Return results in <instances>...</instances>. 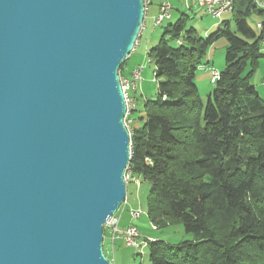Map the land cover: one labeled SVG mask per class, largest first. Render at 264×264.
<instances>
[{
    "label": "water",
    "instance_id": "obj_1",
    "mask_svg": "<svg viewBox=\"0 0 264 264\" xmlns=\"http://www.w3.org/2000/svg\"><path fill=\"white\" fill-rule=\"evenodd\" d=\"M143 0H0V264H111L126 199L119 68Z\"/></svg>",
    "mask_w": 264,
    "mask_h": 264
},
{
    "label": "trees",
    "instance_id": "obj_2",
    "mask_svg": "<svg viewBox=\"0 0 264 264\" xmlns=\"http://www.w3.org/2000/svg\"><path fill=\"white\" fill-rule=\"evenodd\" d=\"M232 1V26L226 20L203 38L188 17L172 24L170 16L147 54L157 94L141 117L130 114L127 171L149 186L154 230L180 224L195 236L172 245L145 239L149 264H264V101L250 81L262 57L264 10L256 0ZM220 40L225 66L203 105L195 72Z\"/></svg>",
    "mask_w": 264,
    "mask_h": 264
},
{
    "label": "rangeland",
    "instance_id": "obj_3",
    "mask_svg": "<svg viewBox=\"0 0 264 264\" xmlns=\"http://www.w3.org/2000/svg\"><path fill=\"white\" fill-rule=\"evenodd\" d=\"M168 3L172 7L170 23L174 24L178 19L186 16L188 17L187 24L193 27L200 37L205 38L207 35L220 29L222 27L221 23L226 20H229L232 26L230 14L224 15L220 20L213 19L197 6L196 0H168ZM144 20H146V17ZM259 21L260 19L255 15H252L248 19L249 25L256 33H259V30L256 28V23ZM147 23L148 26L142 31L140 41L124 65L128 71L138 66H143L144 68L136 91L129 92L135 102V119H138L142 115L140 111L143 102L155 99L157 94V83L154 81L155 66L152 62H148L149 58L147 54L158 43L163 32V26L169 22H164L162 27H154L153 21ZM224 53L225 43L220 40L214 44L207 55L201 60V66L195 72L194 84L203 105H206L208 97L214 88L211 82L212 72L214 70L220 72L225 66ZM250 81L261 100L264 101V47H262V57L259 59L258 66ZM138 123L136 125H139ZM126 190L125 202L116 213V217L119 218V233H122L126 227L133 226L140 235L138 239L140 242H144L147 237L158 238L170 245L195 240V236L185 233L180 224L159 228L158 230L152 228L151 220L147 215L148 184H142L138 177L129 175L126 181ZM133 213H138V216L134 218L132 216ZM103 235V253L111 264H149L146 247L142 249L128 247L122 235L112 240L111 233L106 229L103 230Z\"/></svg>",
    "mask_w": 264,
    "mask_h": 264
},
{
    "label": "built area",
    "instance_id": "obj_4",
    "mask_svg": "<svg viewBox=\"0 0 264 264\" xmlns=\"http://www.w3.org/2000/svg\"><path fill=\"white\" fill-rule=\"evenodd\" d=\"M258 6L264 10V2L256 0ZM150 3V0H143V5L145 8ZM196 4L201 8L207 15L213 19L220 20L224 15L231 14L233 12V1L232 0H196ZM172 7L168 2H164L159 6L158 14L154 17L153 26L158 27L165 20H168L171 16ZM260 28V26H258ZM261 46L264 47V39L261 42ZM143 66H138L134 68L130 73V78H124L119 75V81L123 92V98L126 106V112L124 115V125L129 132V126L131 124L130 114L135 109L134 99L130 96L129 92L136 91L137 84L141 81V74L143 72ZM219 78V72L214 70L212 72L211 82L214 83ZM264 85V83H263ZM130 134V133H129ZM130 173L125 170L124 180H128ZM134 218L138 216V213H133ZM119 218L116 217V214L104 225V229L111 233L112 240H115L119 235H122L124 241L128 247L135 249H142L145 246L144 242L138 241L140 235L138 231L133 226L126 227L122 233L118 231ZM154 228V227H153Z\"/></svg>",
    "mask_w": 264,
    "mask_h": 264
},
{
    "label": "crops",
    "instance_id": "obj_5",
    "mask_svg": "<svg viewBox=\"0 0 264 264\" xmlns=\"http://www.w3.org/2000/svg\"><path fill=\"white\" fill-rule=\"evenodd\" d=\"M164 2H168V0H150V3L146 7V13H145L146 20L143 21V26H142V30L140 32V37L138 39V42L140 41V39L142 37V34H141L142 31L144 29H146L148 26L147 22H152L154 20V17H156V15L158 14L159 6ZM154 4H156V5H154ZM133 69L134 68H132L130 71H128V69L126 67H124V70L122 71V77L129 78L130 73ZM147 239H152V238L147 237Z\"/></svg>",
    "mask_w": 264,
    "mask_h": 264
}]
</instances>
